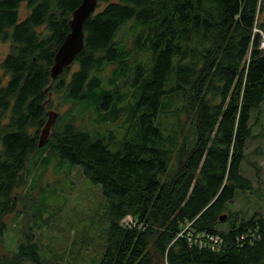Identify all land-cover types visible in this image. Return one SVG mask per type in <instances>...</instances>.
I'll return each mask as SVG.
<instances>
[{
  "label": "trees",
  "instance_id": "16d2710c",
  "mask_svg": "<svg viewBox=\"0 0 264 264\" xmlns=\"http://www.w3.org/2000/svg\"><path fill=\"white\" fill-rule=\"evenodd\" d=\"M82 1L0 0V263L23 172L56 160L107 200L94 264H264V195L242 173L264 102V0H98L78 69L52 81ZM53 94L69 109L39 148ZM244 193L257 206L221 222ZM16 243L14 264H50L33 234Z\"/></svg>",
  "mask_w": 264,
  "mask_h": 264
},
{
  "label": "rangeland",
  "instance_id": "374dc122",
  "mask_svg": "<svg viewBox=\"0 0 264 264\" xmlns=\"http://www.w3.org/2000/svg\"><path fill=\"white\" fill-rule=\"evenodd\" d=\"M20 14L22 18L28 15L26 3L22 5ZM258 17L261 22L264 13ZM10 50L9 42H0V76L3 77L1 64ZM77 69L78 65L74 63L71 72ZM7 80L8 77L4 83ZM61 98L60 94H53L46 103L47 113L56 114L55 124L59 116L69 109ZM92 118L81 117L78 126L83 130L99 132ZM251 124L253 138L245 152L242 173L252 180L254 189L264 195V102L254 111ZM31 132L34 133L35 129ZM21 179L22 185L14 192L17 210L6 218L10 231L1 246L2 258L8 261L0 264H14L10 254L15 251L16 242L24 240L25 234H33L42 258L50 264H94L95 259L102 256L105 240L104 227L99 225V221L107 200L99 185L86 178L81 167L76 166L71 172L68 164H59L56 160L45 170L36 171L28 163ZM253 199L248 193L239 195L231 204L232 211L222 215L231 217L232 212L234 215L241 212L242 215L245 208L257 206ZM41 210L42 215L38 212Z\"/></svg>",
  "mask_w": 264,
  "mask_h": 264
},
{
  "label": "water",
  "instance_id": "95a60500",
  "mask_svg": "<svg viewBox=\"0 0 264 264\" xmlns=\"http://www.w3.org/2000/svg\"><path fill=\"white\" fill-rule=\"evenodd\" d=\"M98 5V0H83L72 14L69 21L70 32L54 58V65L51 69L52 81L57 80L67 68L71 67L75 63L77 56L83 51L85 47V24L96 13ZM55 116L56 114L53 112L48 114L47 122L39 135V148L45 147L49 142L55 124ZM226 218V216H222L220 221H225Z\"/></svg>",
  "mask_w": 264,
  "mask_h": 264
},
{
  "label": "built area",
  "instance_id": "2783aa9c",
  "mask_svg": "<svg viewBox=\"0 0 264 264\" xmlns=\"http://www.w3.org/2000/svg\"><path fill=\"white\" fill-rule=\"evenodd\" d=\"M255 31H256L257 33H259L260 36H261L260 49H261V50H264V31H263V30H260L259 28H256ZM130 220H131V219H127L126 222H128V221H130Z\"/></svg>",
  "mask_w": 264,
  "mask_h": 264
},
{
  "label": "bare ground",
  "instance_id": "6f19581e",
  "mask_svg": "<svg viewBox=\"0 0 264 264\" xmlns=\"http://www.w3.org/2000/svg\"><path fill=\"white\" fill-rule=\"evenodd\" d=\"M226 217H227V216H226ZM226 220H227V218H226ZM226 220H225V221H226ZM221 222H224V221H221Z\"/></svg>",
  "mask_w": 264,
  "mask_h": 264
},
{
  "label": "flooded vegetation",
  "instance_id": "af4514ba",
  "mask_svg": "<svg viewBox=\"0 0 264 264\" xmlns=\"http://www.w3.org/2000/svg\"><path fill=\"white\" fill-rule=\"evenodd\" d=\"M228 219H229V216H228Z\"/></svg>",
  "mask_w": 264,
  "mask_h": 264
}]
</instances>
